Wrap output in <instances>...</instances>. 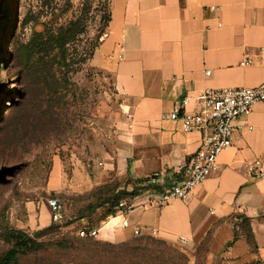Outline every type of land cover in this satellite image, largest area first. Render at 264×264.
Returning <instances> with one entry per match:
<instances>
[{"label": "crops", "instance_id": "0c3cea01", "mask_svg": "<svg viewBox=\"0 0 264 264\" xmlns=\"http://www.w3.org/2000/svg\"><path fill=\"white\" fill-rule=\"evenodd\" d=\"M106 1L110 21L95 64L112 76L123 116L113 150L83 189L118 181L138 193L122 201L132 206L129 212L101 223L96 238L117 244L150 236L195 246L209 235L206 264H264V102L235 122L232 147L187 202L147 205V194L181 181L200 146L199 133H185L170 119L181 102L187 99L185 108L193 113L206 88L264 84V0ZM245 58L252 65H242ZM155 174L157 186L147 188ZM238 216L250 221L255 248L236 225ZM41 218L43 229L50 211H40Z\"/></svg>", "mask_w": 264, "mask_h": 264}, {"label": "rangeland", "instance_id": "374dc122", "mask_svg": "<svg viewBox=\"0 0 264 264\" xmlns=\"http://www.w3.org/2000/svg\"><path fill=\"white\" fill-rule=\"evenodd\" d=\"M5 4L0 16V255L10 248L4 234L14 229L37 238L49 249L21 264H76V253L83 248L75 242L80 240L77 229L86 225L100 228V218L110 208V200L124 199L117 190L127 192L118 181L94 187L89 184L83 189L84 179L93 178L94 167L113 150L123 116L112 76L95 64L109 21L108 3L6 0ZM71 24L81 32L67 46L66 62H61L66 75L64 90L54 107L46 102L42 106L39 101L45 98L39 90L35 65L27 64L28 55L22 50L35 33L46 28L55 32ZM78 172L81 179L73 181ZM54 195L63 204L64 222L54 225L49 220L48 226L40 229V223L46 222L39 220L40 211L48 209L47 200ZM134 240L141 241L142 237ZM93 241L113 244L97 238ZM209 243L208 238L195 246L169 243V250L185 255L190 264H206ZM61 244L72 249L55 250ZM90 252L92 262L101 264H112L109 262L117 257L116 261L126 263L132 257L124 248L113 251L101 246ZM145 254L137 253L139 257Z\"/></svg>", "mask_w": 264, "mask_h": 264}, {"label": "trees", "instance_id": "16d2710c", "mask_svg": "<svg viewBox=\"0 0 264 264\" xmlns=\"http://www.w3.org/2000/svg\"><path fill=\"white\" fill-rule=\"evenodd\" d=\"M5 2L6 0H0V16L5 10ZM80 32V29L77 28L75 24H71L68 27H61L55 32L46 28L43 33H35L32 40L22 50L24 51V55H28L27 64L35 65L36 75L39 81V90L42 94V97L45 98V100L39 101V104L42 106L46 102L47 106L54 107V105L57 103V96L62 90H64L63 85L66 81V75L62 71L64 69L63 63L66 62L65 55L67 52V46L77 40ZM43 116L45 118L47 117V114L44 113ZM142 182L144 181H140L139 184L141 185ZM117 191L119 195L124 196V199H118L116 197L115 199L110 200L111 206L106 210V214L101 216L100 224L103 221H106V219L109 217H115L118 213L122 212V210L119 208V204L122 202V200H128L131 197L136 196L138 193V188L135 187L133 191L123 194H120L121 190ZM53 197L56 196L54 195ZM105 204L106 206L108 205V203ZM236 219L238 221V224L236 225L242 230L243 235L247 238L250 246L255 248L250 221L242 216H238ZM80 228L93 229L91 225H88V227H79L77 231ZM41 233H44V231L37 232L36 235L39 236ZM4 237L10 244V248L5 253L0 255V264H21L22 260L29 259L30 257L39 258L43 253L49 250L47 245H45L43 242L38 241L37 238L32 237L21 230H7L6 234H4ZM206 238H208L210 241L209 235ZM235 238H238L237 231ZM79 239V241L75 242L79 243L83 248L82 250L78 251V253H76L77 257L75 258L78 259L76 262H74L76 264H101V262H92L93 258L90 255V250L92 251V248H99L101 246L111 248L113 251L122 248L127 249V251L132 254V257L129 262H124L125 264H190V261L185 255H180L178 252H174V250H169L171 248V244L150 236L142 237L141 241L133 239L130 242H125L120 245L107 243L103 244L98 241H93L92 238ZM151 243L156 244V246H153ZM71 249L72 248L65 247L63 244L55 247V250L57 251L60 250L68 252ZM73 250L76 251L75 249ZM164 250H167V252ZM139 251H146V254L139 257L137 255ZM67 254L70 255V253ZM140 258H143V261H139ZM118 259V257L113 258L114 262L109 263L124 264L123 262L116 261Z\"/></svg>", "mask_w": 264, "mask_h": 264}, {"label": "built area", "instance_id": "2783aa9c", "mask_svg": "<svg viewBox=\"0 0 264 264\" xmlns=\"http://www.w3.org/2000/svg\"><path fill=\"white\" fill-rule=\"evenodd\" d=\"M252 63L250 58H245L242 65L249 66ZM209 75L207 72L206 76ZM196 102L197 110L190 113L185 108L187 99L183 100L170 119L179 121L185 133H199L200 146L184 167L180 182L173 183L161 192L147 194V205L150 207L161 208L174 201L187 202L194 190L217 171L220 155L232 147L235 122L241 116H249L256 104L264 102V84L256 89L206 88L196 97ZM256 164L259 165L258 162ZM159 177V174L149 177L147 188L157 186ZM47 208L51 222L54 225L63 224L64 207L61 200L58 197L49 198ZM119 208L122 212H129L132 206L121 202ZM77 235L94 239L98 236V230L80 228Z\"/></svg>", "mask_w": 264, "mask_h": 264}]
</instances>
